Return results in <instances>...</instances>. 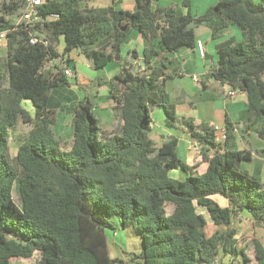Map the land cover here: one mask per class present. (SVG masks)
<instances>
[{
	"label": "trees",
	"instance_id": "1",
	"mask_svg": "<svg viewBox=\"0 0 264 264\" xmlns=\"http://www.w3.org/2000/svg\"><path fill=\"white\" fill-rule=\"evenodd\" d=\"M23 1L4 2L0 14V32L7 30L0 67V264L36 252L41 264H264V244L254 239L253 263L234 225L246 214L264 226V182L240 167L253 159V151L238 148L234 123L227 118L224 131L189 123L207 163L203 173L179 157L178 137L157 142L151 134L153 107L164 108L168 124L176 120L165 95L168 75L155 60L163 52L194 48L198 26L220 15L222 27L237 25L244 39L218 45L212 76L246 94L249 126L259 125L255 133L264 142V0H219L199 16L192 14L191 0H182L185 13L178 6L155 5L156 0H136L133 11L43 0L38 21L16 25L8 16ZM192 21L195 26L187 29ZM131 28L146 41L143 65L121 58ZM32 37L49 43H32ZM75 49L97 69L121 60L111 82L123 124L119 133H106L87 96L73 107V143L64 149L51 92L69 83L65 69H75L70 57ZM54 58L60 61L47 67ZM20 121L30 130L13 159L12 135ZM177 169L183 179L172 177ZM199 207L224 230L208 235ZM127 228L141 236L142 250L113 258L107 231Z\"/></svg>",
	"mask_w": 264,
	"mask_h": 264
},
{
	"label": "crops",
	"instance_id": "2",
	"mask_svg": "<svg viewBox=\"0 0 264 264\" xmlns=\"http://www.w3.org/2000/svg\"><path fill=\"white\" fill-rule=\"evenodd\" d=\"M218 1L201 0L203 4L198 13L193 15H202ZM155 3L159 6H178L181 8V12H186L181 4L182 0L167 1V4L156 0ZM78 5L80 7L114 5L117 9L133 11L136 8V0H79ZM222 24L221 16L215 15L211 20L198 26L197 38L204 43L205 57L199 53L195 46L194 48L184 47L172 53L163 52L155 60L156 64L164 65L165 73L168 75L164 79L165 95L167 101L175 106L176 120L168 124L164 108L153 107L151 114L154 134L160 137V141L171 136L178 137L177 152L179 157L190 165H196V170L203 173L207 168V163L202 160L200 150L194 149V144L198 141L192 139L189 123H192L197 129L202 125H210L224 131L227 118H229L236 128L238 148L252 149L253 151V159L242 161L240 167L264 182V142L255 133L259 125L249 126L247 96L240 90H237L235 95H229V86L222 84L212 76L211 71L217 62L218 45L244 39V34L237 25L223 28ZM145 46L146 41L141 32L136 28H131L128 41L122 47L121 58H126L134 65H143ZM100 47L99 45L98 48ZM133 50L137 51V55L130 57L127 53ZM81 52V50L75 49L70 53L73 65H75V73L73 77L69 78V83L51 92L53 110H58L55 131L63 139L64 149H70L73 143V107L87 96L94 103V112L106 133H119L123 124L119 103L112 97V92L117 94L116 84L112 85L111 82L121 69V60L113 59L106 66L97 69L92 66L84 53L85 58H81ZM66 58L67 56L64 60H67ZM78 65L83 66L90 72V75L83 74L79 79L76 73ZM194 75L198 76V80H195ZM216 196L213 197L218 201ZM226 205H228L227 200L222 206ZM241 216L249 217L246 214ZM114 245L117 252L115 256H111L123 258L124 252L116 243Z\"/></svg>",
	"mask_w": 264,
	"mask_h": 264
},
{
	"label": "rangeland",
	"instance_id": "3",
	"mask_svg": "<svg viewBox=\"0 0 264 264\" xmlns=\"http://www.w3.org/2000/svg\"><path fill=\"white\" fill-rule=\"evenodd\" d=\"M167 1H171V0H161V3L167 4L166 3ZM4 2H10V0H0V14H3V11H4V9H3L4 4L3 3ZM24 2H25V0L23 1V4L18 9V11H16L13 15L8 16L13 21H16L19 14L23 11V9L25 7ZM202 4L203 3L201 2V0H191V12H192V14H194V15L197 14L198 10ZM205 8H206V6H205ZM5 41L6 40L4 39L3 41L0 42V67L4 66V60L6 57V47L7 46L5 44ZM65 45H66L65 36L63 35L60 37L59 44L57 45L58 51L63 52ZM80 55H81L82 59L85 58V56L82 52ZM72 70L74 72L73 68H72ZM76 73H77V76L79 79L83 76V74L84 75H90V72L87 71L86 69H84L83 66H81V65L77 66V72ZM97 74L99 75L98 71H97ZM25 104L28 106L29 105L32 106L31 101H26ZM57 117H58V110H56V111L54 110V112H53L54 122L57 121ZM29 130H30V126L28 124L20 121L19 124L17 125L15 131L13 132L12 142H11V150H10L11 157L13 159L15 158V156L17 154L18 148H19L22 140L28 134ZM57 130H59V129H57ZM155 140L157 142H160V137L158 135H155ZM171 175H172V177L178 178V179L184 178L183 172L180 169L171 171ZM216 198L218 199V202L221 203L222 205H224V203H226V200L223 199V197L216 196ZM198 209L200 212H203L208 219V226L206 229L208 235H211L216 231L224 230V227L218 226L213 222V220L209 216L208 212L204 208L199 207ZM172 210H173V206L168 205L167 206V212L170 213V212H172ZM234 225L238 229L239 245L246 247L247 252L249 253V255L254 260L253 263H256V260L254 257V255H255L254 239L256 238V239L260 240L261 242H263V244H264V226L261 224H254V222L249 217H245V216H241V215L239 217H237V219H235ZM107 235H108V239H109L110 254L112 256H115V254L117 252L114 243H116L120 247V249L124 252V255L126 256V258H128L132 253L140 252L142 250V247H143L142 238L133 228L117 230V233H115L114 231L108 230ZM125 256H124V258H125ZM40 260H41L40 253L36 252L30 258L13 257L12 263L13 264H41ZM220 260H221V258H220ZM228 260H229V257H226L224 259L225 262H227ZM218 264H222V262L219 261Z\"/></svg>",
	"mask_w": 264,
	"mask_h": 264
},
{
	"label": "built area",
	"instance_id": "4",
	"mask_svg": "<svg viewBox=\"0 0 264 264\" xmlns=\"http://www.w3.org/2000/svg\"><path fill=\"white\" fill-rule=\"evenodd\" d=\"M42 3H43V0H26L25 7H24L23 11L17 17L15 24L19 25V24L25 23V24L29 25V24H33L36 21H38L41 18L39 6ZM6 36H7V30L1 31L0 32V42L3 41L6 38ZM37 41H41L45 45H47L49 43V41L43 40V39L41 40V39H38L37 37L31 38L32 43H36ZM196 46L199 50V53L205 57L206 56V50H205L203 41L197 40ZM131 56L132 55L130 54V57ZM58 61H60V59L54 58V59L50 60L47 67L54 66V64L57 63ZM65 74L67 77L71 78V77H73L74 72H73L72 68L67 67L65 69ZM194 78H195V80H198L197 75H194ZM236 91H237L236 89L230 90L229 95H235ZM221 137H223V138L225 137L224 132H222ZM194 149L199 150V144L198 143L194 144Z\"/></svg>",
	"mask_w": 264,
	"mask_h": 264
},
{
	"label": "water",
	"instance_id": "5",
	"mask_svg": "<svg viewBox=\"0 0 264 264\" xmlns=\"http://www.w3.org/2000/svg\"><path fill=\"white\" fill-rule=\"evenodd\" d=\"M193 26H195L194 21L190 22V23L187 25V29H190V28H192ZM55 45H56V43H55ZM153 133H154V130L151 131V134H153Z\"/></svg>",
	"mask_w": 264,
	"mask_h": 264
}]
</instances>
